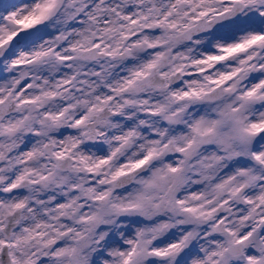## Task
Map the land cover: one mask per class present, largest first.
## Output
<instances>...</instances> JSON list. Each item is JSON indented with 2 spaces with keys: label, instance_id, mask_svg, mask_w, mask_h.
I'll use <instances>...</instances> for the list:
<instances>
[{
  "label": "snow or ice",
  "instance_id": "6c2138e0",
  "mask_svg": "<svg viewBox=\"0 0 264 264\" xmlns=\"http://www.w3.org/2000/svg\"><path fill=\"white\" fill-rule=\"evenodd\" d=\"M0 264H264V0H0Z\"/></svg>",
  "mask_w": 264,
  "mask_h": 264
}]
</instances>
